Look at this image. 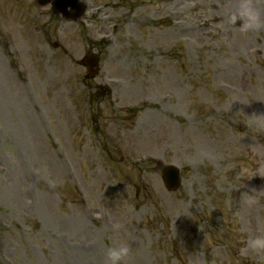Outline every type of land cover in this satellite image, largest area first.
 <instances>
[{
	"label": "rangeland",
	"instance_id": "374dc122",
	"mask_svg": "<svg viewBox=\"0 0 264 264\" xmlns=\"http://www.w3.org/2000/svg\"><path fill=\"white\" fill-rule=\"evenodd\" d=\"M84 1L75 21L0 0V264H107L120 242L122 264H264L239 255L264 232V177H238L264 160V27L229 22L240 0Z\"/></svg>",
	"mask_w": 264,
	"mask_h": 264
},
{
	"label": "clouds",
	"instance_id": "9594fccd",
	"mask_svg": "<svg viewBox=\"0 0 264 264\" xmlns=\"http://www.w3.org/2000/svg\"><path fill=\"white\" fill-rule=\"evenodd\" d=\"M238 19L241 21L238 25L239 31L248 32L258 30L261 27H264V10L255 6L253 0H240L238 9L231 12L229 15V22L232 24H236ZM243 114H245L244 109H240L236 116H241ZM240 121H245L249 127L253 126L252 123H250L246 119H240ZM255 126L258 128L264 127V121H256ZM256 175L264 177V160H260L255 169L241 168L238 173V177L248 179H251ZM242 186H245V180ZM257 190L258 189L256 187H251L250 190L243 191V203L249 206L256 204L258 201V195L255 194ZM260 190H264V187L260 188ZM239 231L242 233L247 232V225L241 224ZM242 239L243 243L239 249L240 256L247 257L250 251L257 253L264 252V232L255 236H247ZM130 251L131 249L127 242H120L115 246L110 247L107 252V264H122V261H124L129 256Z\"/></svg>",
	"mask_w": 264,
	"mask_h": 264
},
{
	"label": "water",
	"instance_id": "95a60500",
	"mask_svg": "<svg viewBox=\"0 0 264 264\" xmlns=\"http://www.w3.org/2000/svg\"><path fill=\"white\" fill-rule=\"evenodd\" d=\"M52 2L55 13H61L66 18L79 19L85 12V4L81 0H39L41 4ZM89 66L88 77L98 72L99 57L97 55L87 56L84 59ZM163 176L167 187L176 190L181 184L180 170L174 165H166L163 168Z\"/></svg>",
	"mask_w": 264,
	"mask_h": 264
},
{
	"label": "bare ground",
	"instance_id": "6f19581e",
	"mask_svg": "<svg viewBox=\"0 0 264 264\" xmlns=\"http://www.w3.org/2000/svg\"><path fill=\"white\" fill-rule=\"evenodd\" d=\"M173 7H170V8H167L165 6H163L161 8V11H168L170 15L173 14ZM187 28V26L183 27V25L175 22L174 25L172 27H170L168 30H166L165 32H160V36H163V37H166V36H170L172 35L173 38H175L174 35L178 36L180 34L183 33V31H185V29ZM172 42L168 43L167 45H171ZM254 46L253 45H250L249 46V49L252 50ZM244 69V68H243ZM240 80H243V76H240ZM258 84H255V87L252 88V94L253 95H257L258 97H260L263 93H264V81L261 80L260 78L257 80ZM259 84H262V85H259ZM259 99H261L263 102H262V106L264 107V96L260 97Z\"/></svg>",
	"mask_w": 264,
	"mask_h": 264
}]
</instances>
